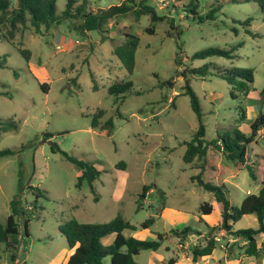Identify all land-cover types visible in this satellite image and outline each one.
Masks as SVG:
<instances>
[{"label":"rangeland","instance_id":"rangeland-1","mask_svg":"<svg viewBox=\"0 0 264 264\" xmlns=\"http://www.w3.org/2000/svg\"><path fill=\"white\" fill-rule=\"evenodd\" d=\"M89 1L92 10L119 4L118 0ZM134 1L137 4L140 0ZM215 1H148L164 18L156 23L153 35L144 31L150 26L148 16L127 14L105 25L101 35L107 40L102 43L100 33L75 34L77 22L52 26L44 37L34 35L26 27L20 29L14 42L0 40V57L6 58L5 67L0 68V92L12 95L11 99L0 96V122L12 119L18 127L0 132V150L16 151L12 156L0 157V221L4 224L11 213L9 203L18 193L19 179L24 188L21 207L28 214L35 212L27 235L24 217L16 216L18 235L11 238L16 248L6 251L5 244H0V264H65L66 260L59 263V257L63 249L67 255L70 250L59 232L60 226L72 219L107 223L117 215L135 227V231L125 230L126 236L150 241L158 234H168L158 251H142L134 257L139 264H155L158 258L166 259L160 264H167L168 259H174V264H264V234L256 236L259 251L255 257L244 254L246 241L234 235L238 229L257 228L255 217H243L231 231L223 229L221 204L191 180L198 173L195 167L199 163L194 160L185 164L182 160L184 142L191 139L198 122L189 97L183 94L184 81L179 77L183 67L174 63L178 46L181 62L193 67L214 62L252 70L248 95L232 92L215 71L204 78L189 77L199 100L206 140L234 129L249 133L251 120L264 112V12L257 2L217 0L221 9L215 21L200 23L193 19L197 15L189 12L192 6H197V14L203 15L214 7ZM64 8L65 0H56L58 15ZM248 17L252 18L250 27L240 24ZM169 22L179 31L178 38L167 37L176 32ZM124 33L139 41L131 75L112 55L113 48L125 39ZM239 43L241 47L236 46ZM210 47H236L234 58L189 60L195 52ZM18 48L31 52L29 61L18 53ZM170 78L171 89L160 86ZM120 80L131 81L133 87L115 103L107 88ZM40 83L47 84V93L41 90ZM97 110L105 112L101 124L112 119L111 133L91 128ZM46 133L53 137L41 145ZM48 142L57 144L70 156L92 163L101 172L92 183L93 189L86 182L75 187L80 170L60 153H52ZM22 145L26 148L21 149ZM249 148L248 164L253 165L260 151L264 152L263 130ZM208 156L203 179L222 184L232 205L239 206L245 196L257 194L264 161L259 172L253 169V180L245 169L238 170L218 151L210 150ZM119 163L125 167H116ZM143 186L151 189L140 206L138 197ZM35 188L45 192L37 202L32 193ZM203 202L212 205L208 216L199 211ZM148 219H153V223L143 229L142 224ZM186 226L192 231L182 240L169 234ZM210 240L216 247L213 257L194 262L190 248L204 246ZM165 245L170 251L164 249ZM10 254L15 256L13 261ZM103 264H109V258Z\"/></svg>","mask_w":264,"mask_h":264},{"label":"trees","instance_id":"trees-1","mask_svg":"<svg viewBox=\"0 0 264 264\" xmlns=\"http://www.w3.org/2000/svg\"><path fill=\"white\" fill-rule=\"evenodd\" d=\"M118 5H113L108 8H101L98 10H92L89 0H65V8L60 15L56 13V0H0V40L8 43L14 42L16 34L20 29L29 27L33 34L36 36L44 37L48 35L52 26H58L64 22L76 23L74 32L81 36L83 33L97 32L100 33V43L107 40L101 33L105 28V25L112 22L119 16L127 14H133L135 17L148 16L150 20V26L144 31L148 35L154 34V28L156 23L163 21V17L158 16L155 9L149 4L150 0H140L137 4L134 0H118ZM231 3H248L257 2L260 9L264 12V0H228ZM214 7L203 15L197 14V6H192L191 12L197 15L196 18L200 23L206 21H215L217 13L221 9V4L216 0ZM252 21L251 17L246 18L240 24L250 27ZM235 22V21H234ZM170 23L172 31L175 33H168L167 37L178 38V32L176 28H173V23ZM247 34H251V31L246 29ZM125 39L120 45H117L112 50V55L115 56L122 64L125 71L131 75L134 71L135 54L138 47V38L124 33ZM241 47L242 43L236 45ZM178 46L179 52L176 54L174 63L177 66H182L183 69L179 73V77L183 79V94L189 97L190 108L196 116L198 126L191 139L188 142H184L185 151L183 154V162L190 164L194 160L199 163L196 170L198 173L191 177V180L196 183L197 186L203 190L213 194L216 203L221 204L222 211L220 214L222 223L221 226L227 231H231L233 226L240 221L243 217L253 215L256 219L257 228H245L238 229L234 232V235L246 241V247L244 254L248 257H255L258 255L256 236L264 234V172L260 181V188L257 194H249L245 196L239 206H234L230 203L226 197L222 184L216 185L211 181H205L203 174L208 166V154L210 150L218 151L221 157L230 162L238 170L245 169L249 177L253 180L256 179L254 170L260 171L262 161H264V152L260 151L259 155L253 165L248 164L250 161L251 150L249 146L257 140L260 131H264V112L258 114L249 124V133H244L238 129H234L225 135H216L215 138L210 141L205 139V125L202 119V112L199 104L198 97L190 87L189 77L204 78L211 71L216 72V76L225 80L231 88L232 92L248 95L253 83L252 70L240 69L236 67H224L216 65L214 62H208L200 67H193L191 64H185L181 62L180 55L182 51ZM236 47L230 49H222L217 47H210L195 52L189 58L193 60H204L213 57H220L224 59H233L234 51ZM18 53L26 60H30L31 52L28 49H17ZM0 68H4L6 64L5 56L0 57ZM17 78L16 72H13ZM76 79H73V83L76 84ZM172 78L162 81L161 87L168 89L172 88ZM41 90L47 93V84H39ZM133 84L131 81H115L107 88V94L114 97L115 103L118 100H123L125 95L132 90ZM93 90H97V86H93ZM231 92V95H233ZM261 95H264V89L261 91ZM0 96L12 98L9 92H0ZM245 110H242L244 114ZM103 110H97L91 120V128L99 131H107L111 133L113 129L112 119H107L101 124L100 119L104 116ZM243 118V117H242ZM17 124L9 119L6 122H0V132H7L10 130H17ZM53 137L52 134H44L41 139V145L46 143V140ZM45 138V140H44ZM26 148L22 145L21 149ZM52 153H60L63 155L66 161L76 166L80 172L77 176L76 188H80L84 182H86L91 189L92 183L96 181L100 176V171L92 164L84 160H80L73 156H70L65 151H62L57 144L50 146ZM16 151L6 148L0 150V157L12 156ZM116 167L124 168V163H119ZM254 167V168H253ZM151 188L149 186H143L141 194L138 197V205L141 206L145 194ZM24 188L21 183V179L18 181V193L14 196L9 203L10 215L7 217L6 222L3 224L0 221V244H5V250H15L16 242L11 241L13 236L18 235V225L16 222V216L21 215L24 217V231L27 235V227L29 221L34 217V213L28 214L21 207L22 193ZM34 196V202L43 197L44 191L39 188L32 190ZM96 200V198H95ZM35 206V205H34ZM199 211L208 216L212 212V205L207 202H203ZM153 223V219H148L142 224L143 229H148ZM135 231V227L128 221L123 219L120 215H117L111 221L107 223H83L78 222L75 219L66 221L59 227V232L66 240V244L72 253L67 258L65 264H103L104 260L109 258V264H139L134 260V257L139 255L142 251L156 252L160 249L162 243L167 239L168 234H158L154 240L144 241L139 240L133 236L124 235V231ZM192 231L191 227H184L181 230H171L169 232L173 237L182 240ZM113 236V240L110 244H104L103 239ZM216 249L214 240H210L204 246H193L190 248L191 259L196 262L197 260L209 257ZM10 261L15 259L13 254H10ZM174 259L167 260V264H174Z\"/></svg>","mask_w":264,"mask_h":264},{"label":"crops","instance_id":"crops-1","mask_svg":"<svg viewBox=\"0 0 264 264\" xmlns=\"http://www.w3.org/2000/svg\"><path fill=\"white\" fill-rule=\"evenodd\" d=\"M108 238H109V239L111 238V239L113 240V236H109V237L103 239V243H104V244H110V243L112 242V240H111L110 242H108V241H107ZM165 241H166V240H165ZM105 242H106V243H105ZM162 244H163V243H162ZM178 246L181 247V244L178 245ZM161 247H162V245H161ZM161 247H160V248H161ZM164 249H165L166 251H170V249L168 250V246H167V245L164 246ZM213 252H214V251H213ZM71 253H72V250H70L69 255H70ZM61 254H62V255H60V257H59V258H60V259H59V263H60V262L63 263V261H64V260H67V258L69 257V255H67V250H66V249H63L62 252H61ZM211 257H213V253L208 257L207 260H209V258H211ZM152 258H153V256H152ZM153 259H154V258H153ZM61 260H62V261H61ZM154 260H155V259H154ZM165 260H166V259L158 258L157 260L154 261V263L157 264V263L159 262V264H160V262H164ZM168 260H169V259H168ZM156 261H157V262H156ZM65 262H66V261H65Z\"/></svg>","mask_w":264,"mask_h":264},{"label":"water","instance_id":"water-1","mask_svg":"<svg viewBox=\"0 0 264 264\" xmlns=\"http://www.w3.org/2000/svg\"><path fill=\"white\" fill-rule=\"evenodd\" d=\"M48 145H49V146H51V145H52V143H51V142H48Z\"/></svg>","mask_w":264,"mask_h":264}]
</instances>
